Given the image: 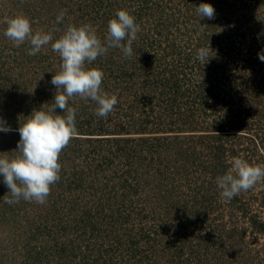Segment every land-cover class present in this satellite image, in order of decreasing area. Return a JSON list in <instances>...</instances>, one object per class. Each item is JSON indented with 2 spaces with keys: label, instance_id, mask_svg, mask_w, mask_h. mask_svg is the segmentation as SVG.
Instances as JSON below:
<instances>
[{
  "label": "rangeland",
  "instance_id": "374dc122",
  "mask_svg": "<svg viewBox=\"0 0 264 264\" xmlns=\"http://www.w3.org/2000/svg\"><path fill=\"white\" fill-rule=\"evenodd\" d=\"M201 3L214 19H199ZM122 8L140 25L132 57L110 49L92 65L113 112L69 101L77 135L43 205L5 203L0 177V264H264V183L230 201L216 184L235 157L264 165V0H0V21L23 12L54 38L88 23L103 40ZM5 27L0 155L16 149L19 119L52 103L60 63L50 45L15 47Z\"/></svg>",
  "mask_w": 264,
  "mask_h": 264
},
{
  "label": "clouds",
  "instance_id": "9594fccd",
  "mask_svg": "<svg viewBox=\"0 0 264 264\" xmlns=\"http://www.w3.org/2000/svg\"><path fill=\"white\" fill-rule=\"evenodd\" d=\"M196 13L199 19L215 17V9L209 3L197 6ZM65 15L66 11L62 10L56 17V23H63ZM0 23L6 25L4 36L15 47L25 43L30 45L29 56L39 54L42 48L50 45L60 59L51 79L56 89L52 103L33 109L23 121L19 119L17 131L20 138L16 149L10 151L11 154L3 152L5 154L0 155V177L8 189L4 202L12 205L24 200L43 205L50 195L51 186L60 180V154L77 135L76 109L69 106V101L79 97L94 102L95 115L101 118L113 112L118 103L117 96L102 88L104 73L92 65L110 49H119L124 58H131L140 25L123 8L108 20L103 40L88 23H68L55 38L51 31L40 29L33 32L31 20L23 12L5 16ZM258 55L264 61V51ZM210 57L208 48L197 50V59L203 65ZM10 131L12 128L6 120L0 118V132ZM258 183H264V165L253 164L240 157L233 158L230 169L216 177L220 196L227 201L253 189Z\"/></svg>",
  "mask_w": 264,
  "mask_h": 264
}]
</instances>
